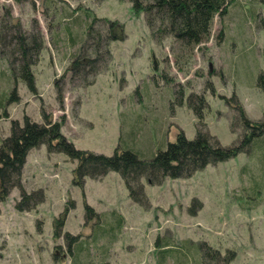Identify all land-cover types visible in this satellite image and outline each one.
<instances>
[{"label": "rangeland", "instance_id": "374dc122", "mask_svg": "<svg viewBox=\"0 0 264 264\" xmlns=\"http://www.w3.org/2000/svg\"><path fill=\"white\" fill-rule=\"evenodd\" d=\"M0 6V29L9 19L7 6L27 35H39L43 41L32 67L36 93L19 82L16 101L7 104L9 96L0 98L2 137L9 135L12 121L23 124L29 117L43 123L45 112L61 124V132L77 149L112 155L122 134L134 128L139 129L137 140L143 150H148L159 145L165 134L170 141L180 131L188 139L195 137L198 121L187 106L193 92L205 96V124L223 146L242 134L237 104L250 120L264 118V91L257 83L264 70L262 0H239L227 17L216 16L209 40L194 48L172 39L154 40L143 14L135 15L125 1L0 0ZM87 10L118 21L123 32L116 29L120 39L109 48L102 46L108 53L96 72L77 76L66 69L85 48L73 36L82 27L77 18ZM86 49L92 54L91 48ZM8 66L9 59L0 54V91L6 88V75L1 77V72L8 74ZM165 75L173 81L172 87ZM179 87L185 93L183 105L174 101L173 89ZM263 158L264 152L254 149L209 165L188 179L166 178L155 186L144 182L145 208L130 198L120 174L86 178L82 187L76 186V161L49 152L45 145L34 148L26 158L22 184L28 193L43 191L45 200L20 212L15 208L20 191L15 188L0 205V264H71L64 238L53 237L54 219L65 213L70 201L74 208L66 214L63 231L73 235L94 233L96 219L86 222V205L96 214L117 212L123 217L115 239L101 238L94 245L98 248H92L95 264H161L160 250L167 238L189 254L202 244L220 253V261L204 264H264ZM250 189L254 197L249 196ZM102 247L107 253L104 262L99 259ZM232 253L234 259L226 263L222 257Z\"/></svg>", "mask_w": 264, "mask_h": 264}, {"label": "trees", "instance_id": "16d2710c", "mask_svg": "<svg viewBox=\"0 0 264 264\" xmlns=\"http://www.w3.org/2000/svg\"><path fill=\"white\" fill-rule=\"evenodd\" d=\"M50 1L52 0H46L47 3ZM120 1L129 2L135 15L143 14L146 26L154 40L161 43L164 39H172L186 48H194L207 42L211 36L215 17H227L230 8L239 4V0ZM5 8L9 19L2 23V29H0V45L3 46L0 48V51L2 50L0 54L9 59V66L8 74L1 72V77L6 75V88L0 91V98L9 96L7 99L9 104L18 99L17 84L19 82H24L29 90L36 93L32 67L43 50V41L39 35H27L21 23L12 17L10 9H7V6ZM73 13L75 12L69 14L73 15ZM64 15L68 16V12H64ZM77 19L80 20L82 27L76 31L73 41L81 42L85 48L71 59L66 70L74 75L82 76L97 71L98 63L108 53V50L104 51L102 46L109 48L112 41L120 39V36L114 33L118 28L120 32H123L121 28L123 26H119L118 21L98 18L89 10L83 12ZM98 25L103 29H98ZM226 28H228L227 25ZM86 48H91L92 54H88ZM165 81L168 86L174 85L166 75ZM257 83L258 87L264 91V70L259 73ZM173 91L174 101H177L178 105H183L184 89L179 87ZM225 100L232 103L235 98H225ZM187 106L193 111L198 121L193 139H188L180 131L175 141H170L165 134L159 139V145L155 143L148 150H143V143L137 140L139 129L133 128L122 134L112 155L77 149L61 132V124L52 122L49 114L46 115L45 112L42 113L43 123L32 121L29 117L24 118L23 124L12 121L9 135L2 137L0 133V205L9 198L15 188L20 191L19 199L15 203V208L20 212L31 211L45 200L43 191L28 193L22 184L23 169L29 152L43 145L49 152L64 153L77 162L73 170V183L76 186L82 187L86 178L97 180L109 172H116L124 180L130 198L145 208H148V197L145 194L144 182L155 186L163 184L166 178L188 179L209 165L228 161L242 153L251 154L254 149L264 152V118L259 121L250 120L240 108V104H237L236 108H239L240 113L238 122L242 134L238 141L223 146L215 136L210 134L205 124V111L208 109L205 96L191 93ZM260 163L264 166V158ZM249 191V196L254 197L252 194L254 190ZM70 203L65 213L54 219L53 237L64 238L66 253L70 255L71 264H95L92 248H98L94 245L101 238L108 239L109 236L112 242L121 230L123 217L117 212L96 214L94 209L86 205V222L92 218L96 219V224L93 225L94 233L90 237L73 235L63 231L66 214L70 208H74V202L70 201ZM200 205L201 203L198 204L197 209ZM194 209V207L190 208L192 214L196 212ZM168 240L170 239H165V243L161 246V264H168L169 260H173L175 264H204L206 260L220 261V253L213 252L204 244L195 253L189 254L188 250L175 247ZM100 250L103 254L99 259L104 262L107 253L104 247ZM222 258L226 263H230L234 259V254Z\"/></svg>", "mask_w": 264, "mask_h": 264}]
</instances>
